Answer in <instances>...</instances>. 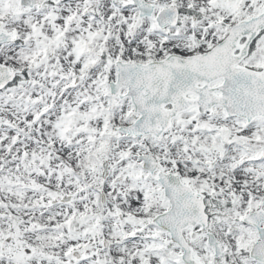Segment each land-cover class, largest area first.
Masks as SVG:
<instances>
[{"label":"snow or ice","instance_id":"snow-or-ice-1","mask_svg":"<svg viewBox=\"0 0 264 264\" xmlns=\"http://www.w3.org/2000/svg\"><path fill=\"white\" fill-rule=\"evenodd\" d=\"M0 264H264V0H0Z\"/></svg>","mask_w":264,"mask_h":264}]
</instances>
